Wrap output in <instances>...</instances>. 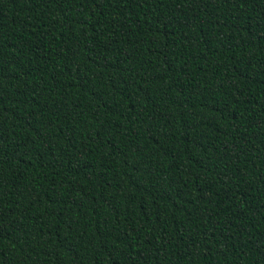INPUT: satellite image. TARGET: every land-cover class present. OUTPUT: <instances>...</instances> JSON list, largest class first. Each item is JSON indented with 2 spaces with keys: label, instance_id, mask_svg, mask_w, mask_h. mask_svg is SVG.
<instances>
[{
  "label": "trees",
  "instance_id": "obj_1",
  "mask_svg": "<svg viewBox=\"0 0 264 264\" xmlns=\"http://www.w3.org/2000/svg\"><path fill=\"white\" fill-rule=\"evenodd\" d=\"M0 264H264V0H0Z\"/></svg>",
  "mask_w": 264,
  "mask_h": 264
}]
</instances>
